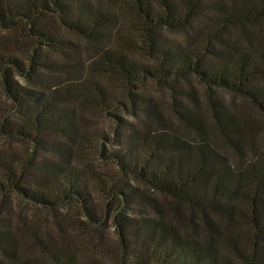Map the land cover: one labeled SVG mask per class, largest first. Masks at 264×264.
Instances as JSON below:
<instances>
[{
	"label": "trees",
	"instance_id": "16d2710c",
	"mask_svg": "<svg viewBox=\"0 0 264 264\" xmlns=\"http://www.w3.org/2000/svg\"><path fill=\"white\" fill-rule=\"evenodd\" d=\"M106 1L0 0V137L24 146L0 148V212L13 197L54 216L69 204L83 223L112 226L116 249L100 239L80 251L39 218L18 214L13 227L0 214V264H264V0ZM161 29H192L195 41ZM80 40L94 47L85 63L72 53ZM146 79L172 91L193 79L209 123L190 108L177 112L188 134L136 128L122 113L162 116ZM84 113L112 120L114 137L82 129ZM94 158L111 167L85 166Z\"/></svg>",
	"mask_w": 264,
	"mask_h": 264
},
{
	"label": "rangeland",
	"instance_id": "374dc122",
	"mask_svg": "<svg viewBox=\"0 0 264 264\" xmlns=\"http://www.w3.org/2000/svg\"><path fill=\"white\" fill-rule=\"evenodd\" d=\"M91 2L93 5H102L106 8H109L107 5L106 0H87ZM203 23L200 21L195 25V29H199L198 27H202ZM160 32L167 41L172 42L173 44L180 45L184 48H187L192 44L194 40V30L190 29L187 32L184 30H176V31H169L166 29H161ZM76 48V52H72L73 56L76 60L82 61L83 63L87 62L93 56V45H87L80 40L78 42ZM129 57L134 59L135 61L145 60L144 57L135 51H131L128 53ZM61 57L51 58L52 60L60 59ZM149 63H153V61L148 60ZM27 79V78H26ZM189 82H181L180 86L176 88L174 91L163 87L162 85L158 84L155 80L146 79L140 85V87L145 91L147 96L152 98V103L155 104L157 107V111L162 115L159 121V125L155 122L148 120L145 118V114L139 112L138 116H128L122 113L123 117L127 119L129 122H133L136 125V128L141 129H159L163 131H174L180 134H188L186 132V128L183 124L179 121L178 111L186 112L188 110L196 111L199 119L202 123L207 124L210 121V114H207V106L208 100L202 94V87L194 82V80L189 79ZM32 81V79H31ZM25 84L29 87H34L29 80L25 81ZM185 89V90H184ZM179 91H188L191 96L183 95ZM218 96L223 104L226 106L236 109H241L240 113H247V112H255L256 110L253 107L249 106L247 101L239 96H236L229 92L217 91ZM1 95V89H0ZM191 108V109H190ZM121 115V112H118ZM82 129H86V131L97 130L101 132L108 133L110 138L114 136L111 135V129L114 126L112 120L107 119L98 114L92 113H84L83 114V121H82ZM162 124V125H161ZM187 137H189L187 135ZM260 141H264V132L260 134ZM20 143H17L16 140L6 139L0 137V148H7L8 150H18L23 148ZM73 163H78L75 158L71 159ZM85 166H90L91 168H97L101 170H106L110 166V164H103L100 161H97L95 158L94 160L86 161L84 163ZM130 183L134 185H139L134 180H130ZM157 200L159 201L160 206L165 209L166 217L169 221H175V210L170 207L173 201L169 196L159 195L156 193ZM13 207H11L10 212L1 213L2 218L9 219V223L15 227L17 223H19L18 214H21L22 217H35L39 218V225L41 229L48 228L51 232L50 235L52 236L53 240L61 241V239H65L66 243L73 246L75 249L80 251H86L92 248L94 245H98V242H104L107 247L114 251L117 246L116 237L113 231L112 226H103V225H92V224H85L84 221L81 220L79 214L76 213L74 207L69 204H66L65 207L62 208V212L54 216L53 213L47 211L43 207H35L32 203L29 202H22L18 198L13 197L12 200ZM172 202V203H171ZM174 207V205H173ZM162 208V209H163ZM177 210H181L176 206ZM163 209V210H164ZM9 214V215H8ZM57 218L62 219V225L64 226L65 232L57 226ZM73 221V222H72ZM105 259L108 262H112L109 256H106Z\"/></svg>",
	"mask_w": 264,
	"mask_h": 264
}]
</instances>
